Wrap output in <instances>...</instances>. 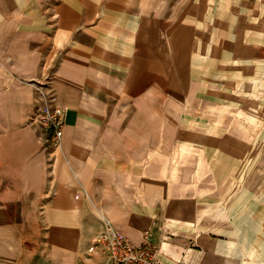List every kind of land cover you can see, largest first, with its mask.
<instances>
[{"label":"crops","instance_id":"0c3cea01","mask_svg":"<svg viewBox=\"0 0 264 264\" xmlns=\"http://www.w3.org/2000/svg\"><path fill=\"white\" fill-rule=\"evenodd\" d=\"M107 222L264 264V0H0V264H115Z\"/></svg>","mask_w":264,"mask_h":264},{"label":"built area","instance_id":"2783aa9c","mask_svg":"<svg viewBox=\"0 0 264 264\" xmlns=\"http://www.w3.org/2000/svg\"><path fill=\"white\" fill-rule=\"evenodd\" d=\"M47 77V82H37V89L46 96L47 103L32 114L31 120L44 125L50 133V143L59 146L62 140L64 111L55 104L54 93L45 90L44 86L51 84L50 75ZM97 241L107 250L115 264H164L160 248L156 243L150 241L134 243L110 222H107Z\"/></svg>","mask_w":264,"mask_h":264}]
</instances>
